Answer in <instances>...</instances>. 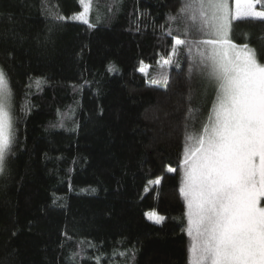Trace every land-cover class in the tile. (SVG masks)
I'll return each instance as SVG.
<instances>
[{
  "label": "trees",
  "instance_id": "16d2710c",
  "mask_svg": "<svg viewBox=\"0 0 264 264\" xmlns=\"http://www.w3.org/2000/svg\"><path fill=\"white\" fill-rule=\"evenodd\" d=\"M182 3L95 0L89 28L68 21L79 0H0L15 128L0 174V264H188L179 187L196 84L187 58L165 72L166 87L153 84ZM231 36L264 60V22L235 21Z\"/></svg>",
  "mask_w": 264,
  "mask_h": 264
},
{
  "label": "snow or ice",
  "instance_id": "6c2138e0",
  "mask_svg": "<svg viewBox=\"0 0 264 264\" xmlns=\"http://www.w3.org/2000/svg\"><path fill=\"white\" fill-rule=\"evenodd\" d=\"M79 3L82 11L73 18L93 27L89 16L95 0ZM178 17L186 22L185 38L173 37L171 54L183 46L189 78L195 69L216 88L202 130L189 132L185 124L179 194L186 206L188 264H264V60L248 43L238 45L230 38L233 21L264 22V0H234V9L229 0H183L169 19ZM193 30L202 38L188 39ZM171 63L165 59L161 67ZM161 81L166 87L167 74H159L153 84ZM194 111L189 107V119L194 120ZM14 140L13 92L0 69V174ZM149 219L159 225L165 217L153 213Z\"/></svg>",
  "mask_w": 264,
  "mask_h": 264
},
{
  "label": "rangeland",
  "instance_id": "374dc122",
  "mask_svg": "<svg viewBox=\"0 0 264 264\" xmlns=\"http://www.w3.org/2000/svg\"><path fill=\"white\" fill-rule=\"evenodd\" d=\"M229 4L234 9V0H229ZM45 5H46L45 7L48 8V9H46V12L48 14H50V13L53 14L54 12H53L51 6L48 5V3H45ZM91 13H90L89 19L91 18ZM74 16L75 15L70 17L68 19V21L69 22H74V23H82V22H80L78 20H75L73 18ZM246 19H248V18H246ZM92 21H93V19H92ZM234 22L235 21L232 22V25H233ZM175 23L176 22L171 21L170 24H169L170 26L168 28H166V30L168 32H169V30H171L172 34H175L174 36H178L180 38H185L183 30H184V28L186 26V22H184V24L181 25V26H177ZM187 38L188 39H192V40L200 39V38H202V34H200L199 32H197L195 30H193ZM230 38L232 39L231 32H230ZM232 41H233V39H232ZM171 53H172V50H171ZM183 55L187 58V62H188V65H189L190 60L187 57L186 49L183 46H180L179 53L177 55L173 56L172 54H170L169 60H171L172 63H171L170 66L163 67L162 72L163 73L167 72L170 69V67L173 65V62H175V63L179 62V64H180L182 62V60H183ZM159 64H160V68H162L161 65L163 63H159ZM144 71L146 72L147 69H145ZM158 74H161V73H158ZM165 74H167V73H165ZM192 74H193V78H194L195 84H196V87H195L196 91L194 93V110L198 109V111H194L193 112L194 120L192 119L193 120L192 124L195 127L194 128H190L189 132H199V131L202 130V125L207 122V116L209 115V113L211 111V108H212V105L215 102L216 88H215V86L212 83L208 82L203 76H201V74L199 72H197L195 69L193 70ZM162 84H163V81H161L159 83V85H162ZM183 158H184V156H183ZM182 162H183V160H182ZM182 176H183V172H182V169H181V171H180V185H181V182H182ZM185 213H186V206H185L184 218H183L184 224H185V228H186L187 218H186ZM150 214H153V213H149V215ZM149 215H148V219H149ZM150 221L153 222L152 220H150ZM184 232H185V235H186L187 240H188V244H187V254H188V248L190 246V238L187 236V233H186L185 230H184Z\"/></svg>",
  "mask_w": 264,
  "mask_h": 264
}]
</instances>
